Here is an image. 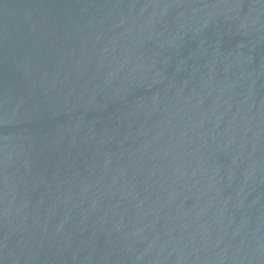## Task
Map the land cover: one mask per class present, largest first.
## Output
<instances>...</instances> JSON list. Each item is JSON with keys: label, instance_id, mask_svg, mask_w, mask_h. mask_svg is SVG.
Here are the masks:
<instances>
[{"label": "water", "instance_id": "95a60500", "mask_svg": "<svg viewBox=\"0 0 264 264\" xmlns=\"http://www.w3.org/2000/svg\"><path fill=\"white\" fill-rule=\"evenodd\" d=\"M0 264H264V0H0Z\"/></svg>", "mask_w": 264, "mask_h": 264}]
</instances>
